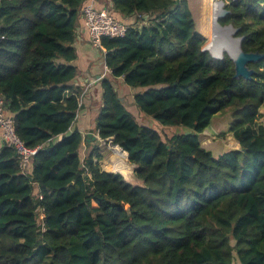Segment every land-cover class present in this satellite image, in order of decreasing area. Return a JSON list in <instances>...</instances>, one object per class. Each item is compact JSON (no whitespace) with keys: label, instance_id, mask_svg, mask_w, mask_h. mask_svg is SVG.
Here are the masks:
<instances>
[{"label":"trees","instance_id":"16d2710c","mask_svg":"<svg viewBox=\"0 0 264 264\" xmlns=\"http://www.w3.org/2000/svg\"><path fill=\"white\" fill-rule=\"evenodd\" d=\"M108 1L131 25L102 38L113 77L140 111L188 130L164 136L142 124L105 77L94 129L128 153L141 184L102 170L98 140L76 128L74 42L87 0H0L5 114L40 147L25 169L13 146L0 150V264H264V57L248 64L251 79L236 77L229 54L204 50L188 0ZM225 8L219 24L264 55V0ZM221 114L240 148L215 156L201 134Z\"/></svg>","mask_w":264,"mask_h":264},{"label":"crops","instance_id":"0c3cea01","mask_svg":"<svg viewBox=\"0 0 264 264\" xmlns=\"http://www.w3.org/2000/svg\"><path fill=\"white\" fill-rule=\"evenodd\" d=\"M90 0H87L86 3H89ZM109 3L106 0L101 2H96L98 7H102L103 4ZM112 10V7H111ZM125 19V18H124ZM132 19H127L128 21H133ZM74 47L76 48L78 57L73 62L79 69V77L77 84L83 88V103L84 107L81 108L77 115L76 128L84 135V138L87 140H95L94 137H97L98 132L94 129L95 127V118L98 114L99 107L102 101L103 89L101 86V80L105 77L110 78L113 81L123 82V78H114L111 71L106 69V52L95 48L90 41V30L85 24V20L81 15L80 23L77 26L76 30V40L74 42ZM115 86L116 83L114 82ZM124 84V83H123ZM132 90V89H131ZM130 98L127 97V100L130 101V104L133 105V95ZM128 102V101H127ZM82 103V105H83ZM81 105V106H82ZM261 112L263 114L261 122L264 124V107H262ZM138 111V110H137ZM133 113V112H132ZM137 117L138 114L134 113ZM223 115H216L213 118L212 125L206 129L201 135L211 136L213 131H222L223 129H229V123L223 124L220 120V117ZM231 118V117H230ZM141 122V121H140ZM88 134H92L91 137H88ZM98 140V138H96ZM235 139V148L240 147L239 141ZM4 146L3 133L0 128V150ZM85 149L86 145L84 144Z\"/></svg>","mask_w":264,"mask_h":264},{"label":"built area","instance_id":"2783aa9c","mask_svg":"<svg viewBox=\"0 0 264 264\" xmlns=\"http://www.w3.org/2000/svg\"><path fill=\"white\" fill-rule=\"evenodd\" d=\"M102 0H90L89 3H86L82 8V17L85 20V24L88 26L90 30V41L95 48H98L107 53L102 44L103 37H120L124 36L131 25L126 23L125 21L116 18L111 13L112 3L108 0L109 3L103 4L102 7H98L96 2H101ZM223 3V2H222ZM227 11V10H226ZM227 13V12H226ZM142 24L148 23V15H138ZM140 22V21H139ZM141 25V24H139ZM3 36L0 38L2 39ZM108 71H111L108 66H106ZM84 94L79 95V104L80 106L83 103ZM0 128L3 133V140L7 144L13 146L18 154V159L20 162V166L25 169L33 156L38 152L39 148L29 147L26 142L18 135L15 127V120L12 116L5 114V105L4 98L2 94H0ZM98 141L101 144H106V141H109L113 145H117L114 143V138L103 139L100 137L99 133L97 134ZM97 161V159H95ZM102 162L101 160L98 161ZM42 198V195H40ZM45 214L44 208H40V221L42 224V231L46 230L45 227Z\"/></svg>","mask_w":264,"mask_h":264},{"label":"rangeland","instance_id":"374dc122","mask_svg":"<svg viewBox=\"0 0 264 264\" xmlns=\"http://www.w3.org/2000/svg\"><path fill=\"white\" fill-rule=\"evenodd\" d=\"M188 1H189V6L191 8V11L193 13L194 19L196 21L197 29L202 34L205 35V25H206V23L204 25L199 20V13H201V16H202L205 13V11L207 12L209 10V8L206 9V5L204 3L202 4L201 0H188ZM217 1H219L221 3L223 2L222 6H223L224 9H226L225 8V4L227 3V0H217ZM217 1L216 0L211 1L210 4H216ZM226 14L227 13H224V15L222 17H220V18L218 17V18L221 19L224 16H226ZM218 18H216V21H219ZM120 19H122V18L120 17ZM218 23H220V22H218ZM138 24H142L141 20H140V22ZM227 29H228V27H227ZM205 36L207 37V41H206V43L204 45V48L206 47L208 49L209 48L208 47L209 37L207 35H205ZM234 37H236L235 34H234ZM225 47L222 49L223 53H222L221 56H223L224 53H227V54L229 53L228 50H224ZM207 51L212 56L219 57V56H215V55H219L220 53H216L210 48ZM115 83L117 85L116 87L118 88V92H119L120 96L124 98V101H126L127 97L130 98V96L133 94L132 90H131L132 88L129 85H127L126 83L121 82V81H117ZM127 107H128V109L131 112L138 114V120L141 121L142 124L148 125V126L154 128V129L158 130L164 136L165 135L171 136V135L178 134V133H184V132H186L188 130V128L186 126H184V125L164 124V123L152 118L151 116L147 115L146 113H143L142 111H140L138 109V107L135 105V103L133 105H131L129 100H128ZM139 115H141V116H139ZM221 115H223V116L220 117V119H221L220 121L223 124H226V122H230L231 121L230 114H221ZM142 116H144V117H142ZM228 130L229 129L227 128V129H223L222 131H213L211 136L201 135V141H202L203 146L205 148L211 150L215 156H219L223 152H225V151H227L229 149L235 148L234 136H233V134L231 132H228ZM224 132L226 134L222 135V133H224ZM95 144L99 148L100 152L103 154V157L101 159L102 162L99 163L100 167L102 168V170H106L108 172H118L116 169H114L112 167L114 165L112 164V161L110 160L111 155L114 153L113 149L110 147L111 143L109 141H106V144L102 145L100 141H97ZM84 154H85V146L82 149L81 155L84 156ZM107 165L111 166L110 169H108L109 167ZM135 168H136L135 165L130 163V173H128L127 175H124V176L132 184L140 185L141 184L140 180L137 179L136 176H135Z\"/></svg>","mask_w":264,"mask_h":264},{"label":"bare ground","instance_id":"6f19581e","mask_svg":"<svg viewBox=\"0 0 264 264\" xmlns=\"http://www.w3.org/2000/svg\"><path fill=\"white\" fill-rule=\"evenodd\" d=\"M202 4L204 3L206 5V9L209 8V10L201 16V13H199V20L205 25V35L209 37V43L208 47L212 49L216 53H220L219 55L215 56H221L222 55V49L225 47L226 50L233 56L237 54L238 52V44L236 41V38L233 36V30L230 26H220L218 21H216V18L222 17L224 15V8L222 6V3L217 1L216 4H210L211 1L214 0H201ZM230 30H228L227 29ZM208 48V49H209ZM222 50V51H221ZM221 51V52H220ZM110 147L113 149V154L111 155L110 160L112 161V166L114 169H116L119 173L123 175H127L130 173V163L128 162V153L122 150V148L119 145H110ZM109 162V161H108ZM109 164V163H108ZM110 169V165H107Z\"/></svg>","mask_w":264,"mask_h":264},{"label":"water","instance_id":"95a60500","mask_svg":"<svg viewBox=\"0 0 264 264\" xmlns=\"http://www.w3.org/2000/svg\"><path fill=\"white\" fill-rule=\"evenodd\" d=\"M224 11H225L224 13L227 12L226 9H224ZM228 26L232 27L233 33L236 34V32L238 31V28H235L233 25H228ZM235 38L238 44V52L234 56L228 53L235 63V70H236L235 76L244 77L246 79H251L252 74L254 73V70L250 69L248 67V64L250 62H256L260 60L261 58L264 57V55L260 54L259 52H245L242 48L243 37H235ZM204 50H207V48L205 47ZM216 58H223V56H219ZM122 101H124L123 98H122ZM91 135L92 134H88V137H91ZM96 138L97 137L95 136L94 139ZM127 210L129 211V207H127Z\"/></svg>","mask_w":264,"mask_h":264}]
</instances>
